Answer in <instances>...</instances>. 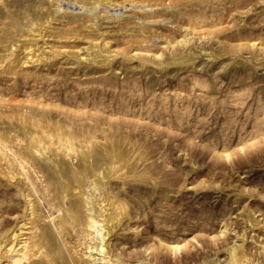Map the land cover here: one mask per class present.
<instances>
[{
  "label": "rangeland",
  "instance_id": "obj_1",
  "mask_svg": "<svg viewBox=\"0 0 264 264\" xmlns=\"http://www.w3.org/2000/svg\"><path fill=\"white\" fill-rule=\"evenodd\" d=\"M74 1L0 0V264H264V0Z\"/></svg>",
  "mask_w": 264,
  "mask_h": 264
},
{
  "label": "bare ground",
  "instance_id": "obj_2",
  "mask_svg": "<svg viewBox=\"0 0 264 264\" xmlns=\"http://www.w3.org/2000/svg\"><path fill=\"white\" fill-rule=\"evenodd\" d=\"M61 1H63V0H61ZM76 1V0H75ZM75 1H74V3L73 4H75ZM68 2H70V1H68ZM97 2H100V1H98L97 0ZM65 3V2H64ZM92 3V2H91ZM90 3V4H91ZM60 5V4H59ZM93 5V4H92ZM41 7V6H40ZM80 7H81V5H80ZM86 7H88V6H86ZM42 8V7H41ZM89 8V7H88ZM43 9V8H42ZM83 9V8H82ZM82 9H80V10H82ZM85 9H87V8H85ZM81 12V11H80ZM79 12V13H80ZM84 12V11H83ZM59 13V12H58ZM57 13V14H58ZM76 15V14H75ZM29 49H31V48H29ZM25 52V51H24ZM93 182L95 181V180H92ZM77 182V181H76ZM97 182H94L93 183V186H95V185H97L96 184ZM96 187V186H95ZM95 187H94V189H95ZM96 189H97V187H96ZM77 194V193H76ZM70 195H72V194H70ZM70 195H68L71 199H72V205H73V211H72V213L75 215V217L78 219V222H79V220H80V222H81V220H83V218H84V220L86 221V223H87V225H88V228H89V230H88V232L89 231H91L92 233H94V236L92 237V235H90L93 239H91L92 241L94 240V241H96V235H100L102 232H101V230H100V226H99V222L97 221V219L95 218V216H94V211L92 210L93 208H90L89 206H87L85 203V201H83L84 199L83 198H85V197H83L82 195L81 196H79V195H73V196H70ZM88 199V198H87ZM90 200V199H89ZM86 201H88V200H86ZM70 204H71V202H70ZM88 204V203H87ZM91 204V203H90ZM85 205H86V207H85ZM84 220H83V222H84ZM65 222V221H64ZM63 222V223H64ZM77 222V221H76ZM66 223V222H65ZM85 223V224H86ZM67 224V223H66ZM66 224H64V229H65V227H66ZM101 225V224H100ZM28 229V228H27ZM44 229V228H43ZM66 229H67V227H66ZM39 234V233H38ZM31 236V235H30ZM34 236V235H33ZM32 236V237H33ZM34 238H35V240H34V245H33V253H36L37 254V259H38V262H36V263H40L41 261H44L45 262V264H55V259L57 258V257H55V255L57 256V254H58V251H57V249L54 251V250H52V246H53V242H55L54 240H53V242H51L49 239H46V237H45V234H44V232H41L38 236H34ZM55 239V238H54ZM83 239V238H82ZM33 240V239H32ZM31 240V242L33 243V241ZM28 241H30V240H28ZM28 241H26L27 243H28ZM30 242V243H31ZM56 243V242H55ZM43 244V245H42ZM95 245H97V244H99V243H94ZM26 245H28V244H26ZM94 246V245H93ZM54 247V246H53ZM58 247V246H57ZM99 247V246H98ZM97 247V248H98ZM23 248H26V247H23ZM56 248V247H55ZM54 248V249H55ZM73 248V247H72ZM59 249V248H58ZM94 249V248H93ZM28 250V249H27ZM27 250H26V252H27ZM46 250V251H45ZM96 250V249H95ZM30 251V250H29ZM28 251V252H29ZM76 251V250H75ZM74 251V252H75ZM47 252V253H46ZM61 252H62V250H61ZM78 252V251H77ZM77 252H75V257H76V264H94V262H96V261H98V260H96L94 257V255L93 256H89V257H87V259L86 260H84L83 259V257H81V256H79L78 255V253ZM73 253V252H72ZM29 254V253H28ZM62 254V253H61ZM83 254V253H82ZM30 255H32V254H30ZM59 255V254H58ZM71 256H72V254H70ZM35 256V255H34ZM65 256V255H64ZM88 256V255H87ZM31 257V256H30ZM70 257V256H69ZM85 257V256H84ZM34 258V257H33ZM59 259V258H58ZM68 259V258H67ZM67 261V260H66ZM73 261V260H72ZM99 262V261H98ZM100 263V262H99ZM28 264H30V262L28 263ZM44 264V263H43Z\"/></svg>",
  "mask_w": 264,
  "mask_h": 264
}]
</instances>
